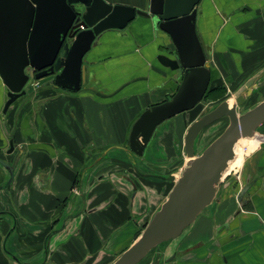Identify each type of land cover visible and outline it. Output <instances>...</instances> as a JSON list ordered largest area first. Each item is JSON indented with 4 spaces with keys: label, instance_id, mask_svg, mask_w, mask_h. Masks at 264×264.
<instances>
[{
    "label": "crops",
    "instance_id": "1",
    "mask_svg": "<svg viewBox=\"0 0 264 264\" xmlns=\"http://www.w3.org/2000/svg\"><path fill=\"white\" fill-rule=\"evenodd\" d=\"M13 1L8 9L17 15L35 8ZM103 2L148 12L151 0ZM194 10L208 68L183 69L155 18L135 16L92 43L77 90L33 79L3 112L8 90L0 78V160L14 167L10 176L0 165V264H112L188 165L184 137L201 104L264 79V0H198ZM190 79L205 80L201 98L148 127L140 154L132 153L136 121L178 101ZM259 90L255 97L264 96ZM256 134L264 137V123ZM138 264H264V145L221 180L178 237Z\"/></svg>",
    "mask_w": 264,
    "mask_h": 264
},
{
    "label": "water",
    "instance_id": "2",
    "mask_svg": "<svg viewBox=\"0 0 264 264\" xmlns=\"http://www.w3.org/2000/svg\"><path fill=\"white\" fill-rule=\"evenodd\" d=\"M30 1L35 5L30 15L22 9L17 15L16 7L8 9L9 4L15 3L13 0H0V78L8 90L3 112L23 93L31 79L40 80L59 72L51 84L77 90L85 82L82 56L92 43L105 30L124 29L135 16L155 18L158 27L173 39L183 69L189 72L208 68L193 25L198 0H151L148 12L110 6L103 0ZM14 11L20 19L18 22L12 16ZM27 15L30 17L26 19ZM191 79L178 101L147 111L136 121L129 136L132 153L140 154L141 145L146 142L142 135L148 127L188 110L201 98L206 90L205 80ZM256 87H264V79L245 95L236 97L231 108L223 101L190 124L183 146L188 165L138 239L112 264H138L157 246L178 237L213 200L216 187L234 158L235 144L253 136L264 139L256 134L264 123V100L244 114L237 113V107L246 102ZM223 118L228 119L227 127L196 156L194 141L200 131ZM0 165L12 176L13 166L2 160ZM244 191L241 190L239 198Z\"/></svg>",
    "mask_w": 264,
    "mask_h": 264
},
{
    "label": "rangeland",
    "instance_id": "3",
    "mask_svg": "<svg viewBox=\"0 0 264 264\" xmlns=\"http://www.w3.org/2000/svg\"><path fill=\"white\" fill-rule=\"evenodd\" d=\"M15 13L16 12L14 11V13H12V16L16 17V21L18 22V21H20V19L17 16H15ZM46 78H50V79L46 80ZM46 78L40 79V82L41 81L44 82L45 80H46V82H48V80L49 81L53 80V77H46ZM32 80L33 79H31L30 81H32ZM248 89H249V86L245 85L241 89L236 90V91H229V92L226 91L224 96H223V99L220 101L204 102L203 104H201L199 116H202V115L208 113L209 111L213 110L216 107V105L220 104V102H222V101H227V103H228V101L229 102L231 101L233 104H235V98L240 96V95H245ZM259 91H260L259 88H257V87L254 88L252 95L249 98H247L246 102L243 103L242 106L237 107V113L239 115L244 114L246 111L253 108L257 103H259V101L264 100V96L255 97V95H257L259 93ZM256 98H257V100H256ZM227 125H228V119L225 118V119H222L218 122L213 123L209 129L204 130V133L200 134V136L198 138L201 143L197 148V154L200 155L204 145H207V143L210 140H213L218 135H220L222 133V131H224V129L227 127ZM244 147H245L244 144H241V147H238L239 149L237 148L236 157L233 160L232 164L228 167L223 178H225L226 176H228V177L234 176L236 174V172L240 169V168H234V167H232V165L235 164L237 154L240 153ZM197 154H196V156H197Z\"/></svg>",
    "mask_w": 264,
    "mask_h": 264
},
{
    "label": "clouds",
    "instance_id": "4",
    "mask_svg": "<svg viewBox=\"0 0 264 264\" xmlns=\"http://www.w3.org/2000/svg\"><path fill=\"white\" fill-rule=\"evenodd\" d=\"M242 143L245 147L237 154L235 164L232 165L234 168H242L246 162V158H250L256 151L260 150L261 145H264V139L259 136H253Z\"/></svg>",
    "mask_w": 264,
    "mask_h": 264
},
{
    "label": "bare ground",
    "instance_id": "5",
    "mask_svg": "<svg viewBox=\"0 0 264 264\" xmlns=\"http://www.w3.org/2000/svg\"><path fill=\"white\" fill-rule=\"evenodd\" d=\"M234 102V101H233ZM228 106L231 108V106H233V103L230 101H228ZM218 122V121H217ZM212 125V124H211ZM210 126V125H209ZM244 141V139H240L238 142H237V144H235L236 146H235V149H234V158L229 162V164H228V167L232 164V162H233V160L235 159V157H236V151H237V148L238 147H241V144H243V143H241V142H243ZM239 149V148H238ZM240 152V151H239ZM228 169V168H227ZM227 171V170H226ZM226 171H225V173H226ZM224 173V174H225ZM224 176V175H223ZM223 178V177H222Z\"/></svg>",
    "mask_w": 264,
    "mask_h": 264
},
{
    "label": "flooded vegetation",
    "instance_id": "6",
    "mask_svg": "<svg viewBox=\"0 0 264 264\" xmlns=\"http://www.w3.org/2000/svg\"><path fill=\"white\" fill-rule=\"evenodd\" d=\"M59 72H55V73H53V75L51 76V77H53V76H55L56 74H58ZM222 120V119H221Z\"/></svg>",
    "mask_w": 264,
    "mask_h": 264
},
{
    "label": "built area",
    "instance_id": "7",
    "mask_svg": "<svg viewBox=\"0 0 264 264\" xmlns=\"http://www.w3.org/2000/svg\"><path fill=\"white\" fill-rule=\"evenodd\" d=\"M33 86H36L37 87L38 85H37V83L34 82Z\"/></svg>",
    "mask_w": 264,
    "mask_h": 264
},
{
    "label": "trees",
    "instance_id": "8",
    "mask_svg": "<svg viewBox=\"0 0 264 264\" xmlns=\"http://www.w3.org/2000/svg\"><path fill=\"white\" fill-rule=\"evenodd\" d=\"M223 96V95H222Z\"/></svg>",
    "mask_w": 264,
    "mask_h": 264
}]
</instances>
